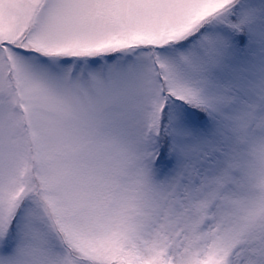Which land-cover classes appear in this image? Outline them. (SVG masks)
Wrapping results in <instances>:
<instances>
[{
	"label": "snow or ice",
	"instance_id": "6c2138e0",
	"mask_svg": "<svg viewBox=\"0 0 264 264\" xmlns=\"http://www.w3.org/2000/svg\"><path fill=\"white\" fill-rule=\"evenodd\" d=\"M0 264H264V0H0Z\"/></svg>",
	"mask_w": 264,
	"mask_h": 264
}]
</instances>
